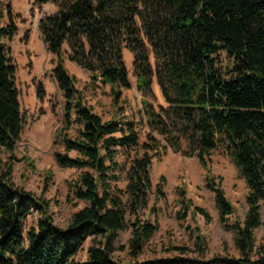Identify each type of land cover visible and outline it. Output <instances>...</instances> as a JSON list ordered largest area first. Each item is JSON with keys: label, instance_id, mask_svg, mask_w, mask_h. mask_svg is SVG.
<instances>
[{"label": "trees", "instance_id": "1", "mask_svg": "<svg viewBox=\"0 0 264 264\" xmlns=\"http://www.w3.org/2000/svg\"><path fill=\"white\" fill-rule=\"evenodd\" d=\"M48 3L57 9L40 19L39 30L54 56L52 73L63 99L53 157L60 167L78 171L67 181L69 202L87 205L61 228L53 222L48 202L12 181L16 163L34 168V162L16 155L25 125L12 50L17 26L11 4L0 0V149L9 154L5 170H0V264H264V245L253 256L254 230L264 224V0H34L38 8ZM125 49L134 56L143 95L138 120L126 115L123 93L131 81ZM66 56L89 74L90 85L111 87V119L87 102ZM154 75L167 103L159 110L151 88ZM37 94L40 100L46 97L42 83ZM139 123L149 128L143 144ZM169 148L197 158L206 170L205 188L214 194L221 223L235 232L239 257L196 258L176 248V256L138 260L159 231L158 221L149 222L143 212L154 190L153 159ZM216 150L224 152L248 189L249 210L242 222L229 223L234 207L223 178L210 166ZM124 170L123 191L113 184ZM160 181L159 196L166 178ZM176 193L178 220H186L190 211L210 220L204 208L187 198L186 186ZM32 210L40 217L25 233ZM126 229L131 230L130 262L112 256L118 234ZM88 237V257L82 261L78 255Z\"/></svg>", "mask_w": 264, "mask_h": 264}, {"label": "rangeland", "instance_id": "2", "mask_svg": "<svg viewBox=\"0 0 264 264\" xmlns=\"http://www.w3.org/2000/svg\"><path fill=\"white\" fill-rule=\"evenodd\" d=\"M4 4H11L14 23L17 26V34L12 42L13 56L17 66V84L21 92V106L24 118V129L16 151L18 158L29 157L34 162V168L21 161L15 164L13 171V183L16 187L31 192L49 203L50 216L53 222L61 228H67L74 212L86 206L87 203L78 202L75 207L69 202L70 191L67 181L76 178L78 171L74 168L60 167L54 160L52 146L55 141V131L60 125L62 95L54 80L52 70L54 56L49 53L43 42L39 30V21L45 15L53 14L57 7L48 3L38 8L34 0H3ZM8 22V20L6 21ZM150 61L155 69L156 59L150 48ZM223 65L229 63L227 55L221 54ZM124 59L129 73L131 88L124 91L123 98L126 105V115L129 119L138 120V112L142 108L143 95L137 87V78L134 68V56L128 50H124ZM66 66L70 73L77 78L79 89L85 90L87 102L94 111L105 120L113 115L111 87L96 88L90 85V76L66 56ZM42 83L46 89V97L40 100L37 87ZM151 88L156 97L155 108L159 105L167 107L162 95L157 77L151 79ZM149 128L139 123L140 144L147 141ZM163 140L162 136L156 134ZM143 151L140 150L139 154ZM133 150L131 155H135ZM210 166L216 176L223 178L222 187L229 201L234 207V213L230 216L229 223L244 221L249 207L246 202L248 189L223 151L216 150L210 157ZM9 161V154L5 149H0V170H5ZM125 163L126 157L121 156ZM126 171L121 172V178L113 186L125 190ZM207 172L199 164L195 157H184L174 153L171 148L160 156L153 159L152 179L154 190L150 196L149 207L143 214L151 223L158 221L159 231L148 241L138 260L145 261L155 258L172 257L179 255L176 248H184L187 255L196 258L210 259L214 256L230 255L239 257L234 237L235 232L228 229L219 219L218 210L215 206L214 194L205 188ZM166 178L163 187L164 195L157 194L158 184L161 177ZM46 184H48L46 186ZM186 186L187 198L191 199L195 206L204 208L210 220L207 221L201 214H192L187 219L180 221L177 218L181 210L178 204V187ZM264 222V211H262ZM40 213L32 212L25 219V233L31 227L37 225ZM131 230L126 229L118 234L112 256L122 262H130L128 240ZM203 253L200 249L202 242ZM92 237H88L83 250L79 253V260H86L87 250ZM255 249L253 256H257L258 247L264 245V224L254 230Z\"/></svg>", "mask_w": 264, "mask_h": 264}]
</instances>
